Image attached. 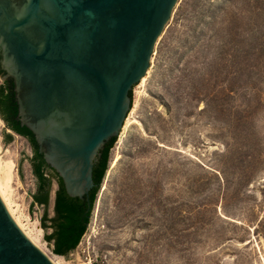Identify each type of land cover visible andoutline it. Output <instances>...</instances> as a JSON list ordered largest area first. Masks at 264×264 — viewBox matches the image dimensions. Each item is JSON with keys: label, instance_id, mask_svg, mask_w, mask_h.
Listing matches in <instances>:
<instances>
[{"label": "rangeland", "instance_id": "374dc122", "mask_svg": "<svg viewBox=\"0 0 264 264\" xmlns=\"http://www.w3.org/2000/svg\"><path fill=\"white\" fill-rule=\"evenodd\" d=\"M237 7L228 0L178 1L144 80L132 90L86 233L65 257L45 240L57 186L47 207L34 203L31 148L0 118V172L8 169L12 210L40 232L53 257L65 264H264V236L253 234L264 214V83H252L264 80V66L247 54L233 62L236 48L216 34L223 12ZM239 48L245 53L247 41ZM254 93L252 143L259 146L260 172L248 188L226 197L217 172L226 169L223 155L237 156L245 141L236 119L245 118ZM210 95L216 99L204 109Z\"/></svg>", "mask_w": 264, "mask_h": 264}, {"label": "water", "instance_id": "95a60500", "mask_svg": "<svg viewBox=\"0 0 264 264\" xmlns=\"http://www.w3.org/2000/svg\"><path fill=\"white\" fill-rule=\"evenodd\" d=\"M178 1L0 0V49L21 125L66 195L87 208L99 151L119 136L129 93L146 76ZM0 264H52L1 198Z\"/></svg>", "mask_w": 264, "mask_h": 264}, {"label": "trees", "instance_id": "16d2710c", "mask_svg": "<svg viewBox=\"0 0 264 264\" xmlns=\"http://www.w3.org/2000/svg\"><path fill=\"white\" fill-rule=\"evenodd\" d=\"M228 2L235 3L240 8L237 7L235 13L223 12L222 23L216 34L224 39V44H231L234 49L236 48L230 59L235 62V60L242 58L241 54H247L252 58L254 64L261 62L264 66V0H228ZM184 11V9L181 10L182 13ZM245 41H247V51L241 53L239 45ZM257 66L260 67L261 65ZM258 76L262 77V74H258ZM262 79H253V85L258 86L264 83ZM253 95L252 98L246 101L245 118L238 116L236 119V128L240 130L245 127L246 129L245 141L238 149L237 156L231 151L223 155V159L226 161V169L217 172L226 197L231 194L236 196L242 190L248 188L255 182L256 175L260 172L262 160L259 146L252 143V138L255 135L254 115L256 106L254 107L251 102L252 99L257 103L259 100L257 99L258 95H255V93ZM129 97L132 105V91L129 93ZM215 99L216 97L211 95L204 97V109L208 108ZM0 118L5 124L1 114ZM18 132L27 137L31 146L32 157H30L29 163L32 175L36 180V191L33 195L34 203L47 207L52 184L55 183L57 186L53 217L48 220L44 219V223H48V227L47 224H44L45 228L51 230L45 240L47 243L52 244V252L55 256L65 257L77 248L86 233L97 194L108 169L109 152L116 142V138L105 143L96 158L92 170L94 188L89 193V208H87L85 200L72 199L66 195L61 180L38 153V147L32 133L27 129L18 130ZM7 138L8 141L11 139L10 136ZM252 215L254 216V213ZM255 223L253 234L257 237L261 236L260 234L264 236V214L260 219L257 218Z\"/></svg>", "mask_w": 264, "mask_h": 264}, {"label": "flooded vegetation", "instance_id": "af4514ba", "mask_svg": "<svg viewBox=\"0 0 264 264\" xmlns=\"http://www.w3.org/2000/svg\"><path fill=\"white\" fill-rule=\"evenodd\" d=\"M3 61V52L0 49V114L5 120L6 129L23 138L30 146L27 137L18 132V130L26 128L21 125L20 117L18 116L19 106L15 79L4 69Z\"/></svg>", "mask_w": 264, "mask_h": 264}, {"label": "bare ground", "instance_id": "6f19581e", "mask_svg": "<svg viewBox=\"0 0 264 264\" xmlns=\"http://www.w3.org/2000/svg\"><path fill=\"white\" fill-rule=\"evenodd\" d=\"M144 80V78L142 79ZM141 80V81H142ZM7 171L6 169L4 172H0V198L2 202L4 203L9 215L17 225V227L20 229V231L24 234V236L37 248L39 249L49 260L52 264H65L62 259L55 258L51 254H49L44 246L42 245V237L40 232L35 230L36 228L32 229L26 225H23L20 222V219L15 216V211L12 210V204L9 199V193H8V177H7Z\"/></svg>", "mask_w": 264, "mask_h": 264}]
</instances>
